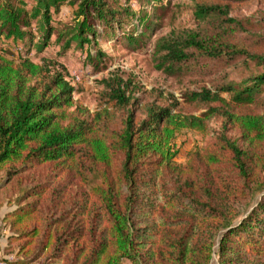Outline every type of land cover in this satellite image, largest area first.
I'll return each mask as SVG.
<instances>
[{
    "label": "trees",
    "instance_id": "obj_1",
    "mask_svg": "<svg viewBox=\"0 0 264 264\" xmlns=\"http://www.w3.org/2000/svg\"><path fill=\"white\" fill-rule=\"evenodd\" d=\"M161 1L0 0V207L15 264H264V11L194 0L191 26L152 38ZM63 6L72 23H54ZM96 23L130 51L150 48L166 75L211 62L205 74L219 81L184 93L203 111L145 103L117 74L94 111L75 99L42 53L96 45ZM103 57L87 54L93 67ZM184 130L210 137L179 164Z\"/></svg>",
    "mask_w": 264,
    "mask_h": 264
},
{
    "label": "rangeland",
    "instance_id": "obj_2",
    "mask_svg": "<svg viewBox=\"0 0 264 264\" xmlns=\"http://www.w3.org/2000/svg\"><path fill=\"white\" fill-rule=\"evenodd\" d=\"M170 1L167 10V17L162 22L161 28L157 30L154 37H158L169 32L171 29L189 27L192 25L191 9L194 0H162V3ZM72 8L63 6L58 13L53 15L54 23H72ZM264 11V0H251L247 5L240 6L236 13L255 14L259 17ZM135 23V20L132 21ZM129 26L126 24L125 29ZM37 38V30L34 29ZM97 44H85L83 48L74 45L62 56L57 55V48L53 43L50 44L42 53L54 61L56 67L66 75V79L74 86L75 99L82 102L90 111L99 107L102 101L103 85L102 80L110 75H120L123 79L133 76L134 82L138 83L140 90L136 93L138 97L143 98L145 103L168 104L177 101V110L182 113L199 114L203 111L194 105L184 101V93L188 90H199L201 86L210 87L213 83L219 81L217 74L206 75L211 62H203L199 65L188 64V68L177 71L172 75H166L154 69L152 60V51L147 46L137 50L130 51L122 42L115 44V37L106 36L105 28L100 23H96ZM119 37L120 31H117ZM55 36H52L53 41ZM97 50L104 54L102 63L99 67H93L88 61L87 54L95 55ZM230 79L236 81L242 76L240 68L230 69ZM211 127L217 128L219 122L211 121ZM209 135H202L196 131L184 130L174 139V145L177 149L175 162L184 164L188 154L191 151L200 149L209 139ZM1 183V180H0ZM8 190L0 192V202L5 201ZM259 197H256V200ZM254 203V202H253ZM251 204L247 211H250L254 204ZM124 264H129L124 260ZM212 264H218V259L214 256Z\"/></svg>",
    "mask_w": 264,
    "mask_h": 264
},
{
    "label": "crops",
    "instance_id": "obj_3",
    "mask_svg": "<svg viewBox=\"0 0 264 264\" xmlns=\"http://www.w3.org/2000/svg\"><path fill=\"white\" fill-rule=\"evenodd\" d=\"M9 210L5 205L0 207V264H15L18 257L13 252L5 250L8 230L3 225V216Z\"/></svg>",
    "mask_w": 264,
    "mask_h": 264
}]
</instances>
